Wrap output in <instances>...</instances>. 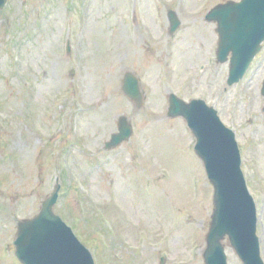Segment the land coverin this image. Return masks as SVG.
Here are the masks:
<instances>
[{"label": "rangeland", "instance_id": "obj_1", "mask_svg": "<svg viewBox=\"0 0 264 264\" xmlns=\"http://www.w3.org/2000/svg\"><path fill=\"white\" fill-rule=\"evenodd\" d=\"M226 1H8L0 11V264H20L17 222L39 212L58 178L55 210L96 264H161L162 256L204 264L213 189L185 121L166 118L170 92L205 100L235 130L264 260V43L228 86L216 24L205 21ZM170 10L181 20L175 35ZM128 71L140 78L142 108L121 90ZM121 115L133 135L106 151ZM224 243L228 263L242 264Z\"/></svg>", "mask_w": 264, "mask_h": 264}, {"label": "water", "instance_id": "obj_2", "mask_svg": "<svg viewBox=\"0 0 264 264\" xmlns=\"http://www.w3.org/2000/svg\"><path fill=\"white\" fill-rule=\"evenodd\" d=\"M5 3L6 0H0V8ZM169 19L172 29H176L179 21L175 13L170 12ZM206 19L218 23V61L226 62L231 54L228 84L232 85L244 76L261 49L264 0L229 1L213 8ZM122 90L138 107L144 104L139 79L134 74H125ZM167 116L186 120L196 140L195 152L214 187V210L203 251L205 264H227L223 245L226 237L244 264H263L256 236V208L246 188L234 132L223 125L213 107L199 99L188 103L170 95ZM132 131L128 117L121 116L118 132L111 136L105 148H117L129 140ZM59 188L57 181L39 214L18 223L14 244L16 256L23 264H94L89 250L54 213Z\"/></svg>", "mask_w": 264, "mask_h": 264}]
</instances>
